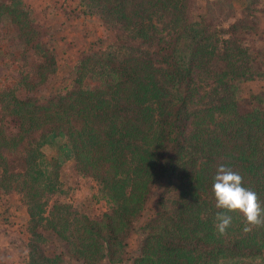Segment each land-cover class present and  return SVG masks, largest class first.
Returning <instances> with one entry per match:
<instances>
[{"label":"trees","instance_id":"obj_1","mask_svg":"<svg viewBox=\"0 0 264 264\" xmlns=\"http://www.w3.org/2000/svg\"><path fill=\"white\" fill-rule=\"evenodd\" d=\"M195 3L60 1L57 12L98 35L68 84L46 93L56 69L47 32L24 0H0V24L31 73L21 93L0 92V190L25 209V264H264V226L244 233L232 213L219 235L211 192L224 165L264 209V90L239 89L264 80V56L248 43L257 20L239 18L218 37ZM194 73L209 83L201 95ZM63 163L96 184L106 212L90 217L57 199Z\"/></svg>","mask_w":264,"mask_h":264},{"label":"rangeland","instance_id":"obj_2","mask_svg":"<svg viewBox=\"0 0 264 264\" xmlns=\"http://www.w3.org/2000/svg\"><path fill=\"white\" fill-rule=\"evenodd\" d=\"M60 1L62 0H24L33 11L37 26L47 32V41L55 52V74L46 93L51 92L54 87L62 88L68 84L70 68L88 43L98 35L96 27L86 22L85 18L76 20L63 17L57 12L55 9H60ZM195 4L198 11L201 10L206 18L211 19L212 30L218 37H226L228 25L235 20L246 17V23H249L248 19L256 18L257 21L253 24H257L258 32L255 36L249 34L248 43L253 50H260L264 56V31L260 30L264 16L256 13L261 9V0H196ZM18 54L12 30L0 24V92L13 87L14 93L19 94L23 91L18 84L20 80L31 77L29 59H23ZM193 80L197 93L201 95L209 83L199 79L196 73L193 74ZM239 89L242 97L248 93L260 92L264 90V80L241 83ZM71 170L68 163L61 165L59 181L62 194L57 199L75 212L90 217L106 212L108 204L100 198L96 184L89 179L79 178ZM26 224L27 216L19 196L16 193L4 195L0 190V264H25L28 243ZM137 244L138 236H131L127 244L129 258L136 255ZM43 249L50 255L49 246H44Z\"/></svg>","mask_w":264,"mask_h":264},{"label":"clouds","instance_id":"obj_3","mask_svg":"<svg viewBox=\"0 0 264 264\" xmlns=\"http://www.w3.org/2000/svg\"><path fill=\"white\" fill-rule=\"evenodd\" d=\"M211 192L218 210L215 216V229L224 235L232 223V213L242 217L243 232L249 233L264 226V209L257 194L243 186V177L238 172L220 165L213 178Z\"/></svg>","mask_w":264,"mask_h":264},{"label":"crops","instance_id":"obj_4","mask_svg":"<svg viewBox=\"0 0 264 264\" xmlns=\"http://www.w3.org/2000/svg\"><path fill=\"white\" fill-rule=\"evenodd\" d=\"M260 30H261V31H264V23L261 24V26H260Z\"/></svg>","mask_w":264,"mask_h":264}]
</instances>
